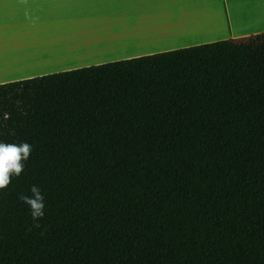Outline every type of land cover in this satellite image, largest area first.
Listing matches in <instances>:
<instances>
[{"label": "trees", "instance_id": "1", "mask_svg": "<svg viewBox=\"0 0 264 264\" xmlns=\"http://www.w3.org/2000/svg\"><path fill=\"white\" fill-rule=\"evenodd\" d=\"M21 142L0 264H264V33L45 75Z\"/></svg>", "mask_w": 264, "mask_h": 264}, {"label": "crops", "instance_id": "2", "mask_svg": "<svg viewBox=\"0 0 264 264\" xmlns=\"http://www.w3.org/2000/svg\"><path fill=\"white\" fill-rule=\"evenodd\" d=\"M263 33L264 0H0V113L23 129L45 75Z\"/></svg>", "mask_w": 264, "mask_h": 264}, {"label": "clouds", "instance_id": "3", "mask_svg": "<svg viewBox=\"0 0 264 264\" xmlns=\"http://www.w3.org/2000/svg\"><path fill=\"white\" fill-rule=\"evenodd\" d=\"M32 150V145L27 142H0V191L11 184L13 177L19 178L24 172ZM29 193L30 195L20 193L18 199L30 210L32 227L39 229L46 214L45 197L40 186L36 184L30 187Z\"/></svg>", "mask_w": 264, "mask_h": 264}, {"label": "rangeland", "instance_id": "4", "mask_svg": "<svg viewBox=\"0 0 264 264\" xmlns=\"http://www.w3.org/2000/svg\"><path fill=\"white\" fill-rule=\"evenodd\" d=\"M25 114V113H24ZM21 115L23 113H9V112H2L0 113V122L5 121V119H9L8 123H5V125L0 124V142H6V143H18V132L22 130V126L19 124V120ZM11 121V124H10ZM6 125H11L8 128V131L5 129L7 128ZM6 132L10 133V136H6Z\"/></svg>", "mask_w": 264, "mask_h": 264}, {"label": "bare ground", "instance_id": "5", "mask_svg": "<svg viewBox=\"0 0 264 264\" xmlns=\"http://www.w3.org/2000/svg\"><path fill=\"white\" fill-rule=\"evenodd\" d=\"M24 50V49H23ZM26 51H27V49H26ZM18 54V53H17ZM20 56V55H19ZM13 57V56H12Z\"/></svg>", "mask_w": 264, "mask_h": 264}]
</instances>
